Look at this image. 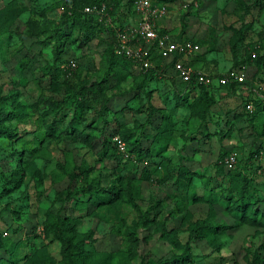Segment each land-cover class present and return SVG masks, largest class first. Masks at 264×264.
<instances>
[{"label":"rangeland","instance_id":"1","mask_svg":"<svg viewBox=\"0 0 264 264\" xmlns=\"http://www.w3.org/2000/svg\"><path fill=\"white\" fill-rule=\"evenodd\" d=\"M92 1L73 0V9L66 11L68 0H0V103L11 98L44 105L49 112L39 124L21 118L3 121L0 232L7 231L21 245L0 247V264H40L43 249L54 259L51 264H63L61 242L47 235L49 211L56 209L81 218L77 231L91 233L86 248L99 260L96 264H138L144 257H166L181 248L189 251L187 264H264V218L261 224L242 222L221 232L214 242L190 237L210 206L218 221L239 220L241 213L233 206L243 200L231 177L240 178L244 168L255 174L249 192L264 208V121H256V129L245 110V102L255 97L252 88H214L215 100L203 117L204 104H197L174 68L166 67L171 59L154 60L153 66H163L161 76L137 65L108 63L112 36L86 13L84 7ZM102 1L118 3L116 24H134L125 7L129 0ZM164 1L168 11L158 25L175 39L200 41L187 60L194 69L203 56L208 64L199 70L217 74L245 65L247 75L264 83V0ZM65 11L67 19L75 16L79 23L56 30ZM255 50L259 57L249 61L248 52L254 57ZM243 60L249 62L240 64ZM67 87L81 95L78 116L73 107L58 105ZM46 123L56 127L53 136ZM159 126L171 132L168 143L156 155L139 156L135 138L152 137ZM105 137L111 140L112 158L100 151ZM25 140L38 150L22 157L26 165L17 185L10 182L16 162L9 152ZM143 146L148 142L143 140ZM231 151L239 156L232 171L220 164ZM76 166L85 169L76 174V187L96 179L114 197L115 207L101 205L110 214L109 224H100L90 212L98 205L87 203V194L61 199ZM181 166L191 174L189 189L178 183ZM257 167L261 172L254 171ZM147 208L150 220L142 217ZM164 229L175 235L176 247Z\"/></svg>","mask_w":264,"mask_h":264},{"label":"trees","instance_id":"2","mask_svg":"<svg viewBox=\"0 0 264 264\" xmlns=\"http://www.w3.org/2000/svg\"><path fill=\"white\" fill-rule=\"evenodd\" d=\"M73 0H68L66 5L68 7L67 10H72L71 3ZM153 3H159L163 4L166 1L164 0H152ZM102 0H93L92 2H89L88 5L93 4H100L102 3ZM70 5V7H69ZM86 5V6H88ZM118 3L113 2L112 4H107V12L112 17V24H108L104 21V19L99 14H92L96 17V20L98 21V24L101 25L104 30L112 36V48L109 50V53L107 55V61L110 64H117L119 66L128 67L130 65H136L130 58L123 54H118L115 52V28H124L121 24L115 23L117 21V10H118ZM85 6V7H86ZM84 7V8H85ZM131 13H133V17L136 14V11L133 9V0H129L126 3V6ZM66 11L61 15L58 22H56V30L64 31L67 29L68 26H76L79 23V20L72 16V18L67 19ZM76 14V10L73 11ZM85 12V11H84ZM88 13V12H86ZM161 28V27H160ZM160 31L166 32L165 29H160ZM179 40L188 39V37H182V38H176ZM192 39V38H190ZM194 40V39H193ZM196 41V39L194 40ZM200 42V41H196ZM254 51V50H252ZM252 51L248 52L249 54V61H253L255 58L259 57L258 53L255 50V56L252 57ZM155 57V56H154ZM162 59L161 57H155L153 60ZM175 59V58H174ZM174 59L167 63V66H170L171 68L174 66ZM248 60H243L240 64L244 62H249ZM191 64L190 62H188ZM174 68V67H173ZM163 66L162 64H156L154 66H151L148 69H145V71L149 72L153 76H161L163 72ZM211 73V72H210ZM251 75V74H248ZM256 77L253 75L248 76V79L244 82L252 86V81L255 80ZM260 81V80H257ZM181 83L184 85V91H187L188 94L190 92L192 93L193 100H196L197 104H204V110H203V117L204 113L208 111V106L210 103L214 102L215 95H214V88L219 87H225L227 89H233L236 90L240 85L236 82H230L227 84H217L213 83L210 85L205 84H198L194 82H184L181 81ZM238 90V89H237ZM254 98L251 99L254 103V109L253 111H250L246 108L247 101L245 102V110L246 115L248 116V121L250 124H252L254 127V123L256 121H264V98H261L254 94ZM58 105L70 106L75 109V114L78 116L82 110L81 105V95L78 91L72 89L71 87L66 88V93L62 97V99L58 102ZM44 105L41 107L39 104L36 103H30V104H24L22 101L19 102H13V99L7 98L3 102L0 103V131H3L4 129V120H13L21 118L23 121H28L30 123L39 124V118L44 121L45 115H47L49 112L45 111ZM261 114V115H260ZM45 122V121H44ZM47 125V133L51 136L54 135L56 131V127H54L52 124ZM256 129H258L256 127ZM17 134V132H16ZM43 133H37L36 136L39 138H42ZM45 135V133H44ZM134 135V134H133ZM144 136H139L138 138H135L134 140V147L137 151V153L140 155H156L155 153L160 152V149L162 148L163 143L167 144L169 139L171 138V132L168 130H165L163 127H157L156 132L152 137L149 136L148 133L143 134ZM19 137V136H17ZM23 137V136H21ZM143 140L148 142V146H143ZM25 145H22L20 148H14L12 147L9 155L14 159L16 162L13 170H12V176L10 182L17 183V185L21 182L23 178L22 168L25 167L26 161L22 159L24 155L31 154L34 151H37L38 148L32 147L30 142H22ZM160 148V149H159ZM158 149V150H157ZM24 151V152H23ZM100 151L104 155H108L109 157H114V149L111 146V140L108 138H102L100 143ZM157 151V152H156ZM228 154V153H227ZM258 156V154L256 153ZM222 156L220 160V164L224 166L223 164V158ZM239 163V156L237 163L234 168L229 170H235L238 167ZM21 165V166H18ZM75 171H72L69 173V185L65 188V195L61 199L67 200L72 198L77 193H83L87 194V203H95L96 208L91 213H94L95 215L99 216V222L100 224L107 223L109 224V221L111 220L110 214H107L106 211H104L101 208V205H105L107 209H111L112 207H115L116 203L113 204L114 197L110 192H108L105 188L98 185L96 182V179H89L88 182L85 185L77 186L76 187V174L77 173H83L85 171L84 168L80 166L75 167ZM260 171L261 167H257L254 171ZM77 171V172H76ZM179 177L178 183L181 187L184 189H189V182H191V174L189 172V169L187 167L181 166V169L179 170ZM249 168H244L243 174L240 176V178H234L231 177V184L238 190L240 194V199H242V202H238L236 206H233V210L241 213L239 216V220H235L233 222L225 221L221 222L218 221L216 211L213 209V206H210L209 213L205 219H201L200 221H197L194 228H192L190 232V237H195L197 239H203L204 237L210 238L212 242H214V239H216V235H218L221 232H224L229 229H233L237 226H239L242 222L250 223V224H261V218H264V208L261 207V199L259 198H253V194L249 192L250 189V183L255 174L249 175ZM255 173V172H253ZM85 177V175L83 176ZM86 179V177H85ZM74 181V182H73ZM71 183V184H70ZM116 196V195H114ZM93 206V205H92ZM89 207H91L89 205ZM91 209V208H90ZM150 209H146V211L142 214V217L144 220H147L149 218L150 220ZM48 220H47V235H51L53 238L59 240L62 244V256H63V264H96L99 261L95 260L93 258L90 250L86 248V245H88L93 239H91V233L87 232V234H80L77 231V226L81 223V218L78 217H72L71 215L64 214L62 215L60 213V209H56L55 211L50 210L48 214ZM106 225V224H103ZM111 228V226H110ZM18 228L14 229V232H17ZM7 232V231H6ZM164 235L169 239L172 245L176 247L177 240L175 239V235H172L171 232H167L166 229L163 230ZM3 235L2 232H0V247H5L7 243L9 242L11 244V247L15 248L21 245V240L19 241H13L12 238ZM15 252H13L14 254ZM41 258L43 259V262L40 264H51L54 262V259L48 254L46 249L41 250ZM39 253V256H40ZM110 256V254H108ZM189 251L187 248H181L180 252L172 251L168 256L166 257H159L155 258L153 256H147L140 260L138 264H187L190 262L189 260ZM26 264H30L29 261L26 262Z\"/></svg>","mask_w":264,"mask_h":264},{"label":"built area","instance_id":"3","mask_svg":"<svg viewBox=\"0 0 264 264\" xmlns=\"http://www.w3.org/2000/svg\"><path fill=\"white\" fill-rule=\"evenodd\" d=\"M133 9L137 14L133 18L134 24L126 28H115L116 53L127 56L143 69L153 66V58L155 59L157 56L162 59H171V61L175 58L174 70L180 80L187 83L210 85L236 82L240 86L247 85L244 83L248 79L245 65L231 67L226 72L217 74L194 69L187 60L189 55L199 50V43L190 38L175 39L167 31L163 33L160 31L161 26L158 25V21L166 16L168 11L165 3H153L152 0H133ZM85 11L90 14H99L106 23L112 24V17L107 12V4L104 2L88 5L85 7ZM253 56H255L254 53ZM71 65H75V62L71 61ZM252 84L250 86L252 91L257 96L264 98V83L253 80ZM246 108L253 111V101H248ZM118 146L121 150L124 149L122 141H118ZM237 160V152L231 151L223 158V164L226 168L232 169Z\"/></svg>","mask_w":264,"mask_h":264},{"label":"crops","instance_id":"4","mask_svg":"<svg viewBox=\"0 0 264 264\" xmlns=\"http://www.w3.org/2000/svg\"><path fill=\"white\" fill-rule=\"evenodd\" d=\"M133 22H134V21H133ZM195 53H196V52H195ZM195 53H193V54H195ZM193 54H192V55H193ZM192 55H191V56H192ZM206 64H208V62L205 61V59H204L203 56H200V57L197 58L196 67H195V66H194V67H195L196 69H198V68L200 69L201 67H203V66L206 65ZM192 65H193V64H192ZM199 69H198V70H199ZM211 73H212V72H211Z\"/></svg>","mask_w":264,"mask_h":264}]
</instances>
